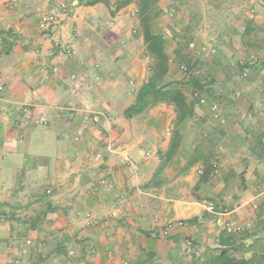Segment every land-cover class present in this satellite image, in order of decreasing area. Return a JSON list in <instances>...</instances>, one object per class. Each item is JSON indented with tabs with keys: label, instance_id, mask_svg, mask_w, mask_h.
I'll return each mask as SVG.
<instances>
[{
	"label": "crops",
	"instance_id": "crops-1",
	"mask_svg": "<svg viewBox=\"0 0 264 264\" xmlns=\"http://www.w3.org/2000/svg\"><path fill=\"white\" fill-rule=\"evenodd\" d=\"M6 1L0 0V211L9 210L0 215V264L14 259L22 264H121L129 256L135 259L133 264H195L229 246L237 248L231 253L238 258L264 253V63L262 70L258 69L261 64L254 65L260 82L255 81L243 105L250 110L249 120L229 128L226 124L212 127L202 117L203 106L209 108L212 102L208 98L207 104L196 107V120L187 124L186 144L163 173L164 182L147 187L174 131L170 137L164 135L165 116L170 114L168 124L173 123L175 112L171 105L159 103L141 114H124L154 64L140 31L136 5L117 12L129 11L133 25L116 38L96 27L101 13L113 17L103 3L17 0L7 8ZM61 2L71 7L70 16L44 33L40 16ZM180 13L186 21L188 11ZM161 21L151 28L166 39L171 58L166 79L180 80L175 71L179 65L172 63L176 35H170L168 46ZM119 24L110 30L121 29ZM235 26L229 25L228 37L236 32ZM136 42L142 45L144 61L126 50V45L137 49ZM69 47L76 50L74 57L63 54ZM55 65L58 72L52 70ZM72 74L78 78L72 79ZM192 89L182 86L187 93ZM26 104L29 111H23ZM84 112H98L100 120L90 122L79 134ZM42 115L49 124L37 122ZM235 136L242 142L233 141ZM200 142L212 146L221 170L196 189L201 177L197 170L204 168L203 162L185 174L177 172ZM220 147L225 150L219 151ZM148 149L154 154L145 159ZM98 152L103 155L101 161L94 158ZM124 153H130L134 161V181L131 166L120 163ZM102 180L112 181L113 188H106ZM212 200L222 205L221 213L204 210L203 203ZM37 206L44 208L35 219ZM91 209L107 218L97 227L87 228L81 222L84 236H78L70 217L78 218L80 210ZM10 210L28 218L16 214L12 219ZM178 220L184 224H175ZM227 221L243 230L227 231ZM170 222L168 233H162ZM187 238L194 240L198 252L185 253ZM29 239L31 245L21 246Z\"/></svg>",
	"mask_w": 264,
	"mask_h": 264
},
{
	"label": "rangeland",
	"instance_id": "rangeland-1",
	"mask_svg": "<svg viewBox=\"0 0 264 264\" xmlns=\"http://www.w3.org/2000/svg\"><path fill=\"white\" fill-rule=\"evenodd\" d=\"M160 5H162L164 9L162 8L163 12L159 19L161 20L162 18V28L168 33L167 41H170L168 42V46H170L171 43L170 35H176L174 37V49L177 47L179 41H182L187 37H192L189 47L182 50L179 58L172 57L174 58L172 63L178 66L179 63H176L175 59H178L179 61L185 59L188 61V64L194 66L193 73L195 72V75L199 77L204 85L203 93L206 96L207 103L209 101L208 98H211L212 102L217 103L220 107V117L222 120H224L225 117L226 121L222 122L221 120H213L209 114V108L207 105L203 106L206 109L203 110L202 117H206L207 122L212 125V127L214 125H217L218 127L226 124L229 128L236 124L239 125L241 121H245V119L249 120L247 114L250 110L247 111L246 106L243 105L245 104L246 99L251 95L250 93L256 85L255 81L258 80L260 82V79L256 76L257 72H255V69L257 68L254 67V65L261 64L262 66L258 69L262 70L264 63V0H161ZM182 9L188 11V18L186 21L181 18L180 12ZM113 17L101 13L100 21L98 22L99 26L96 27L103 33L106 32L105 34L111 33L113 35L112 37L116 38L119 37V34L117 33L124 35L127 30L132 28L133 19L129 11L117 13ZM121 21H124L125 24L121 23ZM116 24H119V28L121 29H117L113 33L112 30L116 27ZM229 25H236V32L230 37H228ZM231 32L233 31L231 30ZM222 35H227V37ZM136 37L137 35H134L133 40H136ZM194 38L197 42V44L195 43L196 46L198 45L196 48L193 46V42H195L193 41ZM232 39L235 40V43H233ZM223 40L227 46L224 45L223 47ZM135 44L137 45V49L132 48L131 45H126V50L129 54H138V58H142L144 61L145 58L141 56L142 45L137 42ZM209 48H215L216 52L208 53ZM251 52L260 53V61L250 67V74L247 79L239 80V60L247 57ZM175 71L180 76V80L191 89L192 85L188 82L190 76L189 73L181 72L178 67H176ZM236 89L241 91V97L239 99L235 98L233 95V92ZM242 115L245 116L243 117ZM170 118V114L165 116L162 129H166L167 125L170 124H168ZM191 132L192 135L195 133V130L191 128ZM216 133H218V131H216ZM218 134L220 135V133ZM151 139L153 140V138ZM240 139L235 136L233 141L238 144L239 142H242ZM151 146L152 145H149L148 148H151ZM223 150H225L224 147L219 148V151ZM134 169H136L135 164L129 171V173L131 172L130 176L133 181L136 177ZM107 183L113 184L110 180ZM191 193L195 196L197 195V193L193 191H191ZM191 193L188 192V195H191ZM43 208L44 206H37L34 210L33 215H35V219H37L36 217L41 216ZM8 210L0 211V215L2 213L4 215L7 214ZM80 211L84 212L87 210ZM88 211H93L99 215V217L103 218L100 224L93 227L100 226L103 221L106 220L102 213L93 209ZM10 213L12 219H16V214H21V217L28 218L25 214H22V212L19 211L10 210ZM70 220V223H73V227L77 230L78 236L83 237L84 232H82V226L80 224L81 222L83 223V218L78 215V218H74L73 216L70 217ZM82 225H84V223ZM124 261H126L127 264H133L135 259L129 256Z\"/></svg>",
	"mask_w": 264,
	"mask_h": 264
},
{
	"label": "trees",
	"instance_id": "trees-1",
	"mask_svg": "<svg viewBox=\"0 0 264 264\" xmlns=\"http://www.w3.org/2000/svg\"><path fill=\"white\" fill-rule=\"evenodd\" d=\"M160 2L161 0H79V5L84 4L86 6L103 3L113 16L129 4L134 3L136 5L140 31L147 44V49L154 59V64L152 65L151 75L142 83L137 91L135 101L125 109L124 114L127 117L141 114L159 103L169 104L174 109V131L170 143L167 150L161 154L160 167L154 177L147 183V187L152 185L159 186L164 182L166 178H163L165 176L163 173H165L166 168L174 159L179 156L184 144H186L185 133L187 124L196 120L197 117L196 100L190 92L187 93L182 90V86L186 84L181 80L166 79L171 59L167 50L166 39L161 33H153L151 28L152 24L161 17L163 12ZM191 41L192 37L179 41L174 49V57L179 58L182 50L189 47ZM175 62L189 67L190 76L188 82L194 89L204 92L203 83L195 75V72L193 73L194 66L188 64L185 59L180 61L175 59ZM260 142H262L261 137H258V143L262 146ZM192 148L191 156L185 159L177 174H185L191 166L200 161L203 162L204 174L200 177V183L195 185V188L198 189L201 187V183L209 178L208 173L217 159L214 149L208 143L200 142ZM235 249H237L235 246L221 248L219 253L207 259L198 260L195 264H264V253L253 255L250 258H238L231 253Z\"/></svg>",
	"mask_w": 264,
	"mask_h": 264
},
{
	"label": "built area",
	"instance_id": "built-area-1",
	"mask_svg": "<svg viewBox=\"0 0 264 264\" xmlns=\"http://www.w3.org/2000/svg\"><path fill=\"white\" fill-rule=\"evenodd\" d=\"M17 2V0H8L5 3V6L7 8H12L13 5ZM72 10L71 7L65 3V2H61L59 3L56 7H54L52 10L47 11L45 13H43L40 16V21H39V28L41 29V31H43L44 33L48 34L51 31H53L64 19L68 18L71 14ZM215 53L216 49L215 48H209L208 49V53ZM65 56L71 58L74 57L76 55V50L72 47L66 48L64 49V53ZM260 53L258 52H251L248 54L247 57H244L242 59L239 60V71H238V75H239V80H245L247 79V77L250 74V67L256 63H258L260 61ZM81 62L84 63V61L81 60ZM179 69L181 72L183 73H190L189 72V67L187 65H179ZM53 72H58L59 70V66L55 65L52 67ZM72 79H77V75L76 74H72L71 75ZM192 97H194V99L196 100V105H204L207 103V99L206 96L204 95V93L198 89H192L191 92ZM233 95L235 98H240L241 97V91H239L238 89L234 90ZM30 110V105L26 104L23 107V111H29ZM72 110L71 112L73 113L75 111V109H70ZM209 110H210V115L211 118L214 120H221L220 117V107L217 103L215 102H211L209 104ZM100 120V113L98 112H94V113H89V112H84L82 119H81V127L78 131L79 134H82V132L84 131L85 127L90 123H98ZM37 122L42 124V125H47L49 124V120L47 117L45 116H39L37 118ZM174 130V124L170 123L169 125H167L166 129H164V135L167 137H170L172 134V131ZM153 151L148 149L145 150L143 153V157L145 159H150L153 156ZM95 160L96 161H101L103 159V155L102 153L98 152L95 154ZM121 165L123 166H133L134 165V161L132 159V157L129 155V153H124L122 155V158L120 160ZM221 170V162L217 159L213 166L212 169L209 171L208 175L210 179H213L217 176V174L220 172ZM198 174L202 175L204 174V168H199L197 170ZM109 181L106 180H102V184L108 188V189H112L113 188V184L112 183H107ZM256 188H259L258 186ZM96 189V188H95ZM51 190L49 189L48 192H50ZM203 207L204 210L208 213L211 214H219L222 212L223 207L220 204H217L213 201H205L203 203ZM254 207H257V203H254ZM78 215H80L83 218V223L85 226L87 227H93L95 225H98L102 222L103 218L99 217V215H97L95 212L93 211H79ZM102 218V219H101ZM104 218H107V215H104ZM173 222H170L168 224L164 225L163 228V232L164 234H167L169 229L171 228V224ZM175 224L182 226L184 224L183 220H178ZM226 230L229 232H240L243 230L242 226L240 225H234L231 221H227L225 224ZM32 244V240H27L24 243L21 244V246H29ZM184 251L187 254H192V253H196L198 252V250L195 247L194 244V240L191 238H187L185 239L184 242ZM11 264H22V262L19 259H14ZM122 264H127L126 261H122Z\"/></svg>",
	"mask_w": 264,
	"mask_h": 264
}]
</instances>
